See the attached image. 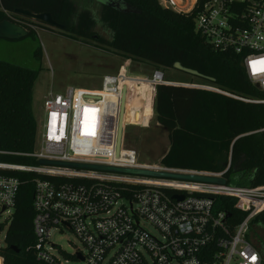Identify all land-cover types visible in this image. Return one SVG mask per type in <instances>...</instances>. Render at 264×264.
I'll return each mask as SVG.
<instances>
[{"label": "built area", "instance_id": "built-area-1", "mask_svg": "<svg viewBox=\"0 0 264 264\" xmlns=\"http://www.w3.org/2000/svg\"><path fill=\"white\" fill-rule=\"evenodd\" d=\"M177 13H188L198 0H157ZM195 30L215 50L240 59L248 82L264 94V0H209L198 8ZM254 62H257L254 64ZM126 70L102 77L99 90L68 87L43 98L40 140L32 153L18 156L36 161L194 175L224 179L225 184L151 178L46 165L0 162V226L9 224L19 192L13 173H31L33 247L38 261L50 264H263L249 238L252 220L264 211V185L237 187L221 172H199L139 163L123 147L116 156L119 107L125 88V109L133 84L166 85L155 70L143 81ZM243 102L219 88L197 87ZM125 124H123V129ZM37 142V141H36ZM0 154H2L0 152ZM182 197V200L179 198ZM214 197L235 201L245 217L232 228ZM151 226L157 236L144 226ZM70 231L83 250L68 262L54 254L52 232ZM1 264H3L0 258Z\"/></svg>", "mask_w": 264, "mask_h": 264}, {"label": "trees", "instance_id": "trees-1", "mask_svg": "<svg viewBox=\"0 0 264 264\" xmlns=\"http://www.w3.org/2000/svg\"><path fill=\"white\" fill-rule=\"evenodd\" d=\"M119 1L133 12L100 6L99 22L110 34L100 42L108 48L157 69L173 70L179 64L195 71L196 78L229 94L242 99H264V94L246 79L238 57L213 49L196 32L198 8L209 0H198L188 13L163 8L157 0ZM16 10L35 15L47 13L63 32L78 38L91 37L97 22L91 10H77L73 0H0V23L9 20L21 26L33 41H37L36 32L23 23L31 19L15 15ZM33 58L40 64L39 46ZM40 71V66L30 69L0 60L1 163L38 165L18 155L32 153L37 141L32 101ZM155 113L157 123L168 132L170 143L169 151L161 159L163 166L217 173L229 165L225 174L228 184L264 185V103L161 85L155 88ZM12 176L19 179L20 187L4 245L0 247V258L3 264H50L38 261L33 251L36 239L32 199L36 175L16 172ZM213 200L215 211L229 215L231 228L245 217L234 208V200L223 197ZM255 223L264 230V211L252 220L250 230ZM59 254L65 261H75L74 254L61 250Z\"/></svg>", "mask_w": 264, "mask_h": 264}, {"label": "rangeland", "instance_id": "rangeland-1", "mask_svg": "<svg viewBox=\"0 0 264 264\" xmlns=\"http://www.w3.org/2000/svg\"><path fill=\"white\" fill-rule=\"evenodd\" d=\"M77 10L86 8L91 10L97 21L91 37L78 38L55 28L37 23L34 20L23 22L32 28L37 35V41L24 38L19 41L0 39V60L12 62L19 66L41 71L33 87L32 112L37 122V142L40 140L43 123V98L48 93L60 94L68 87L87 90H99L101 75H118L126 70L134 76H140L143 81H150L155 70L163 72L166 85L192 87H212L211 84L196 77L180 73L175 70L157 69L151 64L135 60L119 54L100 39H107L109 32L99 22L100 4H107L109 0H73ZM40 47L42 58L40 64L35 61L33 54ZM133 84L127 108L123 110L122 123L123 147L136 152L139 163L160 165L161 159L169 151L168 132L156 121L155 88L151 85ZM203 91L201 88H194ZM207 92V91H206ZM209 92V91H208ZM212 93V92H210ZM264 103V99H254ZM120 111V107H119ZM119 123V116H118ZM118 133V127H117ZM0 231V247L4 245L7 224H2ZM150 234L157 236V232L148 225L144 226ZM249 238L252 244L261 252L264 264V230L255 223L250 230ZM49 242L56 245L54 252L58 257L59 250L72 255L83 248L74 234L70 231L52 232ZM1 264V262H0Z\"/></svg>", "mask_w": 264, "mask_h": 264}, {"label": "water", "instance_id": "water-1", "mask_svg": "<svg viewBox=\"0 0 264 264\" xmlns=\"http://www.w3.org/2000/svg\"><path fill=\"white\" fill-rule=\"evenodd\" d=\"M109 1H113V2L103 4V5L114 6L115 8L120 9L123 12H133V10H131L128 6L121 4L119 0H109ZM15 15L34 20L37 23H40L45 26L55 28L58 30H61L62 28L61 26L57 25L52 20L51 16L47 13L35 15L28 11L16 10ZM27 35H28V32L25 29H23L21 26L9 20H4L0 23V39L2 40L19 41V40L26 38ZM173 70L184 73L186 75H190L192 77H198V74L195 71L182 68L179 64H175L173 66ZM123 110L125 111V88H123L121 103H120L118 133H117V142H116V156H118L119 148L121 145V139H122ZM38 163L40 165H46V166L69 167V168H76V169H84V170H92V171H100V172H111V173L127 174V175L142 176V177L173 179V180L192 181V182H201V183H215V184H222V185L225 184L224 179H217V178L203 177V176L180 175V174H173V173L154 172V171L135 170V169L111 168V167H104V166L56 162V161H47V160H39ZM182 199H183L182 197L179 198V200H182ZM12 249L15 250L14 247H12Z\"/></svg>", "mask_w": 264, "mask_h": 264}, {"label": "crops", "instance_id": "crops-1", "mask_svg": "<svg viewBox=\"0 0 264 264\" xmlns=\"http://www.w3.org/2000/svg\"><path fill=\"white\" fill-rule=\"evenodd\" d=\"M103 76H106V75H101V78H100V83H101V80H102V77H103ZM32 102H33V101H32Z\"/></svg>", "mask_w": 264, "mask_h": 264}, {"label": "snow or ice", "instance_id": "snow-or-ice-1", "mask_svg": "<svg viewBox=\"0 0 264 264\" xmlns=\"http://www.w3.org/2000/svg\"><path fill=\"white\" fill-rule=\"evenodd\" d=\"M257 63V62H254V64ZM258 63H264V62H258Z\"/></svg>", "mask_w": 264, "mask_h": 264}, {"label": "flooded vegetation", "instance_id": "flooded-vegetation-1", "mask_svg": "<svg viewBox=\"0 0 264 264\" xmlns=\"http://www.w3.org/2000/svg\"><path fill=\"white\" fill-rule=\"evenodd\" d=\"M100 5H103V4H100ZM62 30V29H61Z\"/></svg>", "mask_w": 264, "mask_h": 264}, {"label": "bare ground", "instance_id": "bare-ground-1", "mask_svg": "<svg viewBox=\"0 0 264 264\" xmlns=\"http://www.w3.org/2000/svg\"><path fill=\"white\" fill-rule=\"evenodd\" d=\"M1 262V261H0Z\"/></svg>", "mask_w": 264, "mask_h": 264}]
</instances>
